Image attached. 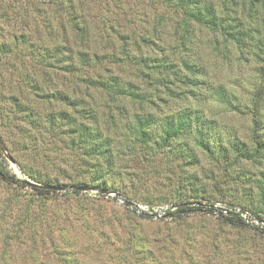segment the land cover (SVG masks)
Listing matches in <instances>:
<instances>
[{
    "label": "rangeland",
    "instance_id": "374dc122",
    "mask_svg": "<svg viewBox=\"0 0 264 264\" xmlns=\"http://www.w3.org/2000/svg\"><path fill=\"white\" fill-rule=\"evenodd\" d=\"M203 1L222 14L226 0ZM248 1L236 16L264 35V9L255 13ZM228 14L235 16H222ZM76 27L85 28L82 40ZM80 53L90 66L81 65ZM243 57L224 36L187 23L173 0H0L2 165L19 179L64 188L37 199L27 188L0 181V258L12 255L10 264H68L66 258L78 264H264L261 228H236L219 215L220 209L240 208L264 219V153L254 162L232 163L233 156L210 162L192 145L198 160L190 165L157 149H139L132 134L135 116L149 114L160 123L187 107L213 121L225 144L237 136L253 150L249 111L261 79L259 63ZM164 59L177 70L183 60L196 64L202 84L189 93L170 77L167 91L155 74ZM68 65L76 72H67ZM110 78L147 101L139 104L86 82ZM215 86L242 113L218 103ZM54 93L69 102L49 98ZM260 103L258 134L264 141V94ZM81 109L93 111L95 120L86 124L111 139L114 165L99 163L105 173L78 165L65 121L54 119L47 128L46 119L60 112L84 120ZM158 128L152 129L156 135ZM98 183L104 188L96 189ZM76 186L91 189L76 194ZM180 201H200L217 212L176 221L162 217ZM25 222L39 237L32 251Z\"/></svg>",
    "mask_w": 264,
    "mask_h": 264
},
{
    "label": "trees",
    "instance_id": "16d2710c",
    "mask_svg": "<svg viewBox=\"0 0 264 264\" xmlns=\"http://www.w3.org/2000/svg\"><path fill=\"white\" fill-rule=\"evenodd\" d=\"M176 8L183 12L187 18V23L192 22L200 26H205L213 32H217L224 36L227 41L234 44L240 53V56H250L251 59L259 63L257 73L261 79V84L255 91V96L250 104L251 121H252V132L250 136L251 142L254 144V149L251 150L248 146L241 142L237 136L231 137L227 144L224 143L221 133L217 129L212 128L214 122L210 119H206L204 115L198 109L183 108L180 112L165 116L160 123L157 122L154 116L145 114L134 117L132 134L134 141H136L139 149L148 151L149 149H157L158 153L163 156L170 158H179L185 161L186 164H194L197 162V156L193 149L197 148L201 153L208 157L210 162H216L217 159L230 160L231 156L232 163L239 164L241 161L254 162L260 157L261 153H264V141L260 139L258 131L260 130V112L262 109L261 96L264 94V35H261L256 29H252L250 25L242 22L236 15L237 9L240 5H243V0H226L223 4V12L233 13V15H226L225 17L220 15L214 8L213 5L205 3L203 0H173ZM242 2V3H241ZM230 5V7L227 6ZM248 7L254 9L255 13L257 9H264V0H249ZM76 34L82 40L85 35V28L76 27ZM144 42V39H142ZM80 63L84 67L90 66L89 59L85 58V55L81 53L78 56ZM244 58V57H243ZM141 64H144L145 68H150L146 64V60H140ZM159 71H155L159 77V85L169 89L168 85H173L172 82H168L169 78L172 77L176 83L184 86L185 90L188 91L193 88H198L201 85L199 79L203 72L201 68L196 64L189 61L183 60L181 63V70H177L175 66L163 61L158 67ZM69 73L76 72L73 65L64 67ZM150 78V75H147ZM163 81H167L164 86ZM87 85L95 88H100L113 95L127 97L132 101H136L142 104L147 101L143 94H138L131 90V86L124 87L116 78H110L108 82L91 81L87 80ZM212 95L216 101L220 104L225 105L229 109L242 113L238 104L233 102V97L227 95L225 89L222 86L211 87ZM189 93L191 91H188ZM49 98L56 101L68 103V98L62 93H54ZM77 106V105H76ZM21 111H25L21 110ZM81 111L82 121H76L73 117H69L66 113H57L55 116H50L46 119L47 128H50L54 124V119H60L66 122L70 126L69 145L73 154L80 158L79 166H87L88 169L93 168L97 174L105 173L101 171L99 163L105 162L106 166L114 165L112 160V146L111 139L103 136L99 130L93 128L91 124H86L89 120H95L96 116L93 111ZM159 127V133L152 132V129ZM213 129L214 131H212ZM50 132V131H47ZM51 134V133H50ZM176 144H180L181 148H177ZM193 145V147H192ZM142 151V150H141ZM142 151V152H144ZM145 153V152H144ZM146 154V153H145ZM100 170V171H99ZM264 180V175H263ZM0 181L8 186L27 188L33 192V195L37 199H42L50 190H45L40 186L49 184H39L40 186H30L24 180L19 179L15 174L6 171L2 165L0 159ZM96 181V179H95ZM36 182V181H35ZM259 189L261 198L264 200V182L259 181ZM85 187V186H77ZM89 188V187H85ZM96 189L104 188L103 185L98 183L95 186ZM91 188H89L90 190ZM81 192V191H80ZM80 192L74 191L73 193L79 194ZM174 210L168 209L163 213L162 217L169 218L173 221L180 220L181 217H186L189 214L206 212L214 213L215 209L212 205L201 203L200 201H180L174 204ZM244 210V209H242ZM253 214V213H252ZM253 216L264 223V219L258 215ZM222 221L230 226L245 229V224L240 218L235 215L222 217ZM29 222H25L23 229L27 232L29 250L34 249L35 241L39 238L38 235L33 231L32 227L28 226ZM260 233L264 235V226L260 229ZM5 246H9V238L4 237ZM26 244V243H25ZM143 252V251H142ZM32 253V252H31ZM142 254H145L144 252ZM133 255V254H132ZM14 257L12 255L5 256V264H10V260ZM68 264H78L76 260L72 258H66ZM135 259V258H133ZM144 259V257H143ZM3 257L0 258V264L4 263ZM137 261V260H135ZM77 262V263H76Z\"/></svg>",
    "mask_w": 264,
    "mask_h": 264
},
{
    "label": "built area",
    "instance_id": "2783aa9c",
    "mask_svg": "<svg viewBox=\"0 0 264 264\" xmlns=\"http://www.w3.org/2000/svg\"><path fill=\"white\" fill-rule=\"evenodd\" d=\"M139 213H146L145 209L142 207H139ZM217 211L215 210L214 213H216ZM235 215L238 218H240L245 224H256L258 225L260 228H262L264 226V223L260 222L259 220H257L252 214H250L248 211L242 210L240 208H232V209H220L219 210V215L221 217H227L230 215Z\"/></svg>",
    "mask_w": 264,
    "mask_h": 264
},
{
    "label": "water",
    "instance_id": "95a60500",
    "mask_svg": "<svg viewBox=\"0 0 264 264\" xmlns=\"http://www.w3.org/2000/svg\"><path fill=\"white\" fill-rule=\"evenodd\" d=\"M24 181L30 185V186H40V185H37L35 183H32L26 179H24ZM41 188L45 189V190H50V191H61L63 190L64 188L63 187H59V186H53V185H43V186H40ZM74 190H78V191H87L89 190V188H85V187H73Z\"/></svg>",
    "mask_w": 264,
    "mask_h": 264
}]
</instances>
